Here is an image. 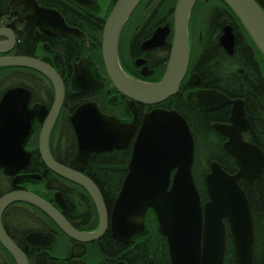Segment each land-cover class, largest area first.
Here are the masks:
<instances>
[{"label":"water","instance_id":"obj_1","mask_svg":"<svg viewBox=\"0 0 264 264\" xmlns=\"http://www.w3.org/2000/svg\"><path fill=\"white\" fill-rule=\"evenodd\" d=\"M13 10L25 17H33L43 34L85 36L80 29L70 26L54 8L40 6L37 0H11ZM80 5L95 8L91 0H74ZM143 0H117L105 21L102 33L104 65L116 87L129 98V109L135 115L131 122H122L114 115L101 111L95 102L77 108L71 122L77 137L78 153L88 158L92 153H105L127 148L138 125L137 102L156 105L175 95L189 64L190 47L188 24L196 0H177L175 36L169 65L159 83H146L130 77L122 69L118 55L121 31ZM237 16L250 38L264 55V8L256 0H223ZM94 3V0H92ZM164 31L168 29L163 28ZM233 39V36H230ZM231 51V50H230ZM84 58L76 65L73 87L90 80L89 72H81ZM0 65H22L39 70L55 86V102L45 119V109L30 108L31 91L23 86L9 88L0 101V168L15 176V181L41 179L39 174L20 175L30 162L31 153L25 145L33 130L36 116L44 120L40 137V151L47 166L55 173L84 186L99 212V226L92 232H79L51 203L39 195L16 190L0 199V238L4 246L27 264L21 249L6 235L1 216L11 203L29 202L45 211L70 236L81 242L96 240L108 225V211L98 186L83 173L54 159L49 146L51 131L62 107L65 89L58 72L49 64L29 56L0 57ZM190 101L207 109L233 104L230 123H216L214 127L228 137L224 144L238 164L236 173L227 172L214 160L205 183L210 199L203 205L193 177L195 162L194 135L186 118L175 109L154 108L146 112L132 144L129 171L111 211V231L115 239L131 243L134 236L146 229V216L152 211L158 220L159 233L167 238L172 264H224L227 232L230 230L236 264H254V220L248 196L240 185L244 178L253 181L264 173V151L245 138L251 127L244 101L231 99L217 90L191 94ZM40 111V114H39ZM174 172V173H173ZM60 197V192L57 193ZM60 199V198H59ZM61 201V200H60ZM62 203V202H61ZM41 238L40 233L30 237ZM48 244L53 234L46 237ZM150 264H154L151 260Z\"/></svg>","mask_w":264,"mask_h":264},{"label":"flooded vegetation","instance_id":"obj_2","mask_svg":"<svg viewBox=\"0 0 264 264\" xmlns=\"http://www.w3.org/2000/svg\"><path fill=\"white\" fill-rule=\"evenodd\" d=\"M37 1L40 6L59 11L70 26L80 29L85 36L43 34L33 17H25L14 11L11 0H0V57H33L51 65L60 75L65 97L50 134V151L55 160L83 173L98 186L107 207L108 225L105 233L96 240L81 242L70 236L41 208L18 201L3 211L2 227L25 254L27 264H150L151 260L157 264L154 257L146 262L145 257L139 255L135 240L127 244L114 238L111 231L113 207H108L102 188L85 171L88 164L96 162V159H92L93 154L101 153H92L88 158L81 157L75 131L76 144L67 145L66 134L60 126L65 116H68L72 125L71 116L87 102L97 103L103 113L114 115L124 123L134 118L135 114L129 109L130 98L116 87L104 65L102 37L99 43L95 36L98 23L106 21L117 0H107L104 5L102 0H94V3L91 0L90 4L95 8L84 7L74 0ZM176 3L177 0H143L125 23L119 38L118 55L122 69L133 79L146 83H159L164 79L175 36ZM164 27L168 30L164 31ZM188 34L190 57L187 70L179 91L162 103L180 96L190 124L199 123L205 129V122L210 120L213 130L222 138V150L232 156L224 148L228 137L216 130L214 124L230 123L233 104L215 109L203 107L205 110L202 111L189 99L191 94L200 91H220L231 99L244 101L246 116L251 123L245 138L249 140L247 134L252 132L264 141V55L237 16L223 0H196L189 18ZM230 36H233L232 40ZM73 39H76L75 54L67 51ZM83 58L85 64L80 69L81 72H89L90 80L85 81L91 83H78L85 89L77 91L73 87V76L76 65ZM14 86L29 89V107H43L46 112L44 118L48 117L55 102V86L48 76L27 66L0 65V101L3 94ZM162 103L149 105L137 102L138 125L128 147H132L145 113L163 107ZM74 106L75 109L71 111ZM45 119L40 120L36 116L33 121V130L25 145L31 153L30 162L19 173L22 176L39 174L42 178L35 180L21 177L15 181V176L6 174L0 168V199L16 190L31 191L51 203L79 232L95 231L100 217L90 193L81 184L52 171L41 154L40 137ZM95 214L98 218L96 225ZM34 233H40L41 238H34L30 244V237ZM51 234L53 240L48 244L46 237ZM0 264H19L1 238Z\"/></svg>","mask_w":264,"mask_h":264},{"label":"trees","instance_id":"obj_3","mask_svg":"<svg viewBox=\"0 0 264 264\" xmlns=\"http://www.w3.org/2000/svg\"><path fill=\"white\" fill-rule=\"evenodd\" d=\"M256 1H258V3L264 8V5L262 4L263 0ZM104 21L105 20L100 21L98 23L99 27L95 29V36H97V41H99V43L103 33ZM75 40L76 39H73V44L67 49L68 53L75 54ZM161 106L167 109H176L186 118L191 126L195 137V163L193 166V177L200 192L202 203H204L209 199L205 178L210 172L212 161H218L229 173H236L238 171V166L234 158L222 150V138L213 130L210 120L205 122V129H202L199 123L194 124V122H191L190 124V118L187 116L185 110H183L180 96L170 98L162 103ZM75 107L76 106L72 107L71 111L74 110ZM198 109L202 111L205 110L203 107L199 106ZM60 126L64 129V133L66 134V144H76L74 130L68 116L64 117ZM247 137L264 150V141L261 140V138H258L255 133L251 132V134H247ZM131 155L132 147L101 154H93L92 159H96V162L88 164L85 169L89 175L94 177L102 188L109 208L113 207L121 190L122 183L128 172V163L131 159ZM239 183L248 196L253 214L255 230L254 264H264V174L262 173L252 182L241 178ZM89 200L92 204L90 197ZM94 219L96 225V222L98 221L96 214ZM158 227V220L155 214L152 211H149L146 216L145 231L133 237L136 244V250L139 255L145 257L146 262L150 257H154L157 264H171L167 238L159 233ZM106 240L110 243L109 239ZM224 264H236L234 246L229 228L227 232V249Z\"/></svg>","mask_w":264,"mask_h":264},{"label":"rangeland","instance_id":"obj_4","mask_svg":"<svg viewBox=\"0 0 264 264\" xmlns=\"http://www.w3.org/2000/svg\"><path fill=\"white\" fill-rule=\"evenodd\" d=\"M107 0H102V5L106 4ZM205 146V145H204Z\"/></svg>","mask_w":264,"mask_h":264}]
</instances>
